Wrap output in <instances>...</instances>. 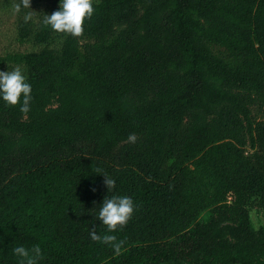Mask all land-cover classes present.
Listing matches in <instances>:
<instances>
[{
	"label": "trees",
	"instance_id": "1",
	"mask_svg": "<svg viewBox=\"0 0 264 264\" xmlns=\"http://www.w3.org/2000/svg\"><path fill=\"white\" fill-rule=\"evenodd\" d=\"M16 2L0 70L32 100L0 101V264L17 245L39 264H264V0L93 1L78 37L41 24L59 0L28 23ZM209 22L253 42L217 54ZM113 194L135 204L118 253L89 234Z\"/></svg>",
	"mask_w": 264,
	"mask_h": 264
},
{
	"label": "clouds",
	"instance_id": "2",
	"mask_svg": "<svg viewBox=\"0 0 264 264\" xmlns=\"http://www.w3.org/2000/svg\"><path fill=\"white\" fill-rule=\"evenodd\" d=\"M31 9V0H17L13 5V13L21 14L23 12V21L28 23L33 19ZM94 14L93 0H59L58 10L45 13L40 22L46 27L58 33H64L73 37L80 36L84 31L85 20L91 18ZM32 86L20 66L12 70H0V101L7 105L15 106L19 104V110L22 113H28L31 107ZM135 142L136 136L130 133L127 138ZM105 176L104 183L109 192L115 188L116 180L107 173L101 172ZM135 204L131 197L127 195H107L96 213L103 225L107 227V232L98 234L95 229L90 231V237L94 241H100L110 245L114 252L118 253L123 244L116 235L110 234L127 224L134 212ZM12 253L16 256L20 264H39L43 255L39 245H33L27 248L23 245H17L12 248Z\"/></svg>",
	"mask_w": 264,
	"mask_h": 264
},
{
	"label": "rangeland",
	"instance_id": "3",
	"mask_svg": "<svg viewBox=\"0 0 264 264\" xmlns=\"http://www.w3.org/2000/svg\"><path fill=\"white\" fill-rule=\"evenodd\" d=\"M100 1V0H93ZM15 0H0V55L4 54V51L12 49L14 47L21 46L16 38V32L14 27V18L11 16L10 7ZM209 33L211 35V44L213 50L217 54L229 55L231 53V47L234 45L244 46V43H251L248 36L237 34L235 32L227 31L219 24L214 22L208 23ZM24 46V45H23ZM256 47L259 48V54L264 58V45L262 43H256ZM233 199V193H229L227 201L230 202ZM209 211L203 214V217H207ZM251 218L256 227H259L264 223V217L262 212L253 208L251 210Z\"/></svg>",
	"mask_w": 264,
	"mask_h": 264
}]
</instances>
